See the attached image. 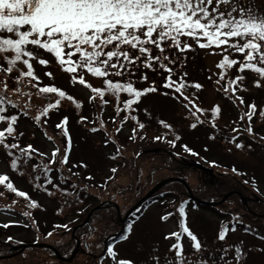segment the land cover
Segmentation results:
<instances>
[{"label":"rangeland","instance_id":"374dc122","mask_svg":"<svg viewBox=\"0 0 264 264\" xmlns=\"http://www.w3.org/2000/svg\"><path fill=\"white\" fill-rule=\"evenodd\" d=\"M259 5L264 0H254ZM192 44V50L182 56L183 66L177 64L176 71L187 72V82L192 84L199 82L203 85V90L198 93L189 87L187 94L198 95L199 106L207 111L204 120L210 121V110L213 106L219 104L222 106L223 115L217 118V134L215 141L209 140L212 135L210 127L198 126L193 130L189 127L192 120L187 112L173 99L167 98L162 94H149L142 98L135 115L138 116L140 123L145 124L144 134L142 132L133 133L134 121L116 125L115 121H104L101 110L106 114L111 110V106L123 99L117 100L111 96L108 100L111 102L104 105V108L98 107V98L90 101L91 90L78 83L75 86L70 85L69 79L57 61H52V56L43 49H36L29 46L30 51L34 52L37 59L43 58L50 63L48 66H41L37 60L30 61L33 64L35 74L39 81H33V84L39 83V86L55 84L61 87L66 93L74 97V102L66 99L62 100V111L50 110V116H41L40 121L36 117L40 116L44 102L51 100L52 96H47V100L36 93L33 101L27 103V115H24L20 108L16 116L18 117L14 127L17 134L15 140L9 138L8 143H17L21 148L32 145L38 153L33 160L43 163L44 166H50L53 169L62 170L63 173L51 185L44 183L47 191L51 195L41 190V181L34 180L31 173V166L22 163L18 169L13 170L10 166V160L5 155V149L0 148V175L9 177L8 183L14 187L26 192L30 200L36 201L40 207L35 208V216H41L46 219L48 225L54 228L46 235L39 227L33 226L28 217L22 215L25 209L17 204L12 192L0 188V229L4 223L15 222L7 230L0 231V264H95L102 251L103 244L108 235H113L121 231L122 225L126 222L131 208L143 198L157 183L167 178H180L185 185L178 181L165 183L158 188L152 196L146 208L132 220L133 229L130 239L114 243L113 247L119 251L122 256L131 257L136 264H151V261L159 257V264H172L174 254L168 249L174 239L165 240V235L171 232H181V241L184 245V256L188 264H200V258L205 257L207 264H213L212 257L220 258L233 251L234 246L243 241L248 247H260V238L252 234L245 233L240 226L232 231L233 222L238 221L242 226L254 228L257 233L264 234V142L253 140L247 133L240 131L236 136V141L243 143L245 147L237 150L229 139L235 134L233 128L244 129L247 121H240L239 117L247 112V104L255 103L258 110L264 105V87L257 88L253 86L255 80L260 79L250 70H245L242 75L245 81L241 87H247V91H241L245 104L243 107H236L229 99L217 90L215 81L219 78L220 70L216 67L222 58L219 54H212V49H200L194 41L188 40ZM189 54V55H188ZM9 57L11 54H8ZM175 55V53H173ZM231 58L241 59V54L231 53ZM1 68L6 69L4 57L0 54ZM4 60V61H3ZM52 61V62H51ZM26 71L22 64L14 66L10 76H19L20 71ZM4 71V70H3ZM5 72V71H4ZM45 72L53 73L55 79L44 75ZM149 82L153 80L157 84L162 83L160 75L150 76ZM7 74V73H6ZM140 73H136L138 76ZM240 74L237 69H232L228 74L226 81ZM89 75L87 74L85 78ZM227 76V75H226ZM211 77V80H209ZM176 77H174L175 79ZM125 79H128L125 76ZM135 81L136 76L131 77ZM27 83L28 80L23 78ZM93 86L101 87L102 79L93 80ZM136 87L143 88L147 85L136 83ZM35 88V87H33ZM191 88V89H190ZM160 89L159 92H163ZM8 93L12 90L8 89ZM40 94V93H39ZM94 95V94H93ZM96 102V103H95ZM81 103L82 108H76L74 105ZM213 103V105H212ZM78 109H81L79 111ZM241 109V110H239ZM16 111V110H14ZM98 111V112H97ZM92 112V113H91ZM91 113V114H90ZM94 113H96L94 115ZM98 113V116H97ZM58 114L62 116H58ZM69 118L67 127L70 130L72 145L68 165L56 163L50 165L51 153L55 148L61 149V155L66 144V140L58 132L55 133V124L62 117ZM81 116L88 117L85 124L78 121ZM164 119L172 125L175 134L182 137V140L173 147L167 140L173 138V132L167 131L159 120ZM238 119V121H236ZM99 120H103L106 125L105 131L91 133V127L99 128ZM111 121V119H109ZM235 120V121H234ZM40 124L41 131L36 127ZM253 131L256 136L264 135V126L259 115H255L252 122ZM7 124L0 121V130L6 128ZM122 126V127H121ZM121 127L122 130L116 133L115 129ZM132 131V133H131ZM22 133L23 135H18ZM133 135L134 139L123 137ZM51 137V139H45ZM164 136V139H155L153 136ZM143 137V139H141ZM107 140V143L105 142ZM187 144L197 155H192L185 151L182 145ZM249 145L251 146L249 148ZM231 148V151L228 149ZM19 152H16L18 155ZM114 155V156H111ZM115 157V159H113ZM15 158V156L13 157ZM195 161L211 168L214 179L231 181L232 169L237 171L240 181L234 179L236 184L235 191L241 195L232 194L227 198L221 197L222 193H214L211 186L205 185L206 174L200 170L192 168L188 162ZM87 164V168L75 167L77 163ZM117 169L115 173L111 169ZM231 171V172H230ZM56 171L51 175L55 176ZM91 176L92 179H86ZM213 179V180H214ZM245 181H248L247 183ZM40 187H38V186ZM60 188L68 191L76 189L81 190V197L77 203L70 202ZM162 192H168L166 195L158 196ZM194 198H198L205 203L199 208L188 202V193ZM70 193V194H69ZM68 195H72L68 192ZM241 196L244 197L243 202ZM86 199V200H85ZM85 200V201H84ZM24 203L25 201H20ZM186 202V203H185ZM183 203L185 206V215L180 217L179 206ZM25 206V205H24ZM83 207V208H82ZM82 208L81 211L77 209ZM92 211L86 220L89 212ZM30 211V209H29ZM171 213L167 221H162L161 216ZM31 215V214H30ZM34 215L31 217L34 219ZM54 216L63 219L65 223L69 222L66 228L54 227ZM225 220L224 222H222ZM73 228L67 230L73 223ZM38 223V220H37ZM181 223L188 227L202 243L203 252L196 253L190 246L186 233H182ZM27 225V226H24ZM62 226V225H61ZM85 227V232L79 237L75 236L77 228ZM222 228H227L225 241L218 240V232ZM5 234L11 235L13 240L3 242ZM40 237L39 244H45L54 247L63 258H70L72 251L76 253L72 256L70 262L58 260L55 254L45 245L27 246L25 248H16L20 243H30ZM5 241V240H4ZM224 249L225 251H222ZM101 264H112L107 257L101 260ZM217 264H232L231 256L228 255L227 261L218 259ZM249 264H264V255L253 252L249 257Z\"/></svg>","mask_w":264,"mask_h":264},{"label":"snow or ice","instance_id":"6c2138e0","mask_svg":"<svg viewBox=\"0 0 264 264\" xmlns=\"http://www.w3.org/2000/svg\"><path fill=\"white\" fill-rule=\"evenodd\" d=\"M188 40L194 41L200 49H212L214 50L212 54L221 55L222 58L216 65L220 72L215 84L217 90L234 106L245 104L243 97L239 95L241 91H247V87H241L246 79L242 75L245 70L252 71L260 78L254 81V87H264V3L257 5L254 0H0V54L8 65L3 70L11 74L14 66L22 64L26 71L21 70L16 78L21 87L23 82L20 78L23 77L31 86L37 87L39 93L56 97L55 101L48 103L40 116L35 118L36 121H40L41 116H47L49 109L58 111L62 100L74 102V97L55 84L39 86V83H32L38 82L39 77L36 76L30 61L37 60L41 66H48L50 62L43 58L37 59L34 52L28 50L29 46L51 54L62 71L69 74L70 85L75 86L78 83L89 88L94 94L91 97L93 101L98 97L107 105L108 101L103 99L106 94L113 95L117 100L121 94H127L128 98L122 102L123 107L115 109L117 115L124 110L130 113L135 111L142 98L149 94H157L161 88L164 89L161 94L177 102L194 121L190 122L189 127L195 130L198 126L203 127L207 124L213 133L208 139L215 141L217 117L223 115L222 106L219 104L213 106L210 121L202 120L201 114H204L205 110L198 106L200 103L198 95L185 93L189 87L198 93L203 90V85L199 82L189 84L186 79L187 72L174 70L177 64L183 66L181 54L192 50V44L188 43ZM233 52L241 54V59L231 58ZM234 68L240 74L230 78L227 84H222L227 70ZM149 72L160 75L162 83L157 84L155 80L149 82ZM136 73L140 74L137 76ZM87 74L101 78L103 85L96 87L88 83L85 79ZM44 75L55 79L51 72H45ZM125 76L128 79H125ZM133 76H136L135 81L131 79ZM141 82L147 86L143 88L135 86ZM7 90V82H4L3 91ZM15 91L19 94L20 89L17 88ZM6 105L13 109L17 107L6 96L0 95V121L7 124L6 128L0 130V148L5 149L10 166L15 170L21 163H26L37 154H43L38 153L32 145L21 148L15 142H7L9 138L15 140L17 134L14 125L18 117L8 116ZM75 106L82 108L81 103H76ZM23 107L25 108L23 114L27 115V106ZM247 109V112L239 117L241 121L248 122L247 126L242 130L233 128V132L243 131L253 140L264 142V135L256 136L251 124L257 114L264 120V110H258L254 102L247 104ZM128 120L137 121L141 130L145 128V124L140 123L135 114L124 116L122 123ZM87 121L88 117L81 116L78 122L85 124ZM98 123L99 128L91 127V133L106 132L104 121L99 120ZM158 123L166 132H173V138L167 140L169 144L176 146L182 140L166 120L161 119ZM68 124L69 118L64 116L61 123L56 125V128L61 130L66 144L62 155L60 148L52 151L50 165L59 163L63 166L69 163L72 140ZM121 130V127L115 129L116 133ZM135 132L134 128L133 133ZM161 138L155 137L157 140ZM229 139L237 150L245 147L243 143L235 142L237 139L235 135ZM105 142L107 143V140ZM182 147L192 155H197L187 144ZM228 150L231 151V148ZM75 167L87 168V164L78 162ZM52 170L50 166L44 168L45 173ZM232 170L237 171L235 168ZM116 171L115 168L111 169L113 173ZM33 179L38 180L39 177ZM86 179L91 180L92 177ZM7 181H9L7 175H0V185ZM45 183L51 185L53 182L46 178ZM7 188L18 197L30 200L26 192L18 191L12 183H7ZM48 194L51 195L50 192ZM28 206L40 207L34 200ZM22 215L28 217L35 226L36 221L29 212H23ZM170 215L171 213H167L161 216V220L167 221ZM179 215L180 217L185 215L183 203L179 206ZM14 223H4L2 227L7 229ZM180 228L182 233H186L194 252L202 253L203 246L198 236L183 223ZM132 229L133 225H128V235H122V241L130 239ZM235 230L233 226L232 231ZM227 231V228L219 230V241H225ZM7 239L11 241L12 237ZM164 239L175 240L168 249L174 254L172 264H188L183 254L181 232H171L165 235ZM260 242L261 246L258 248L255 246L250 248L243 241L235 245L233 251L228 252L232 264H249V257L253 252L264 255V234H260ZM106 251L112 264H136L131 257L122 256L113 246H107ZM228 255L212 257L213 264H217L218 259L227 261ZM207 259L201 257L200 264H207ZM151 264H159V257L152 260ZM165 264H168L167 260Z\"/></svg>","mask_w":264,"mask_h":264},{"label":"trees","instance_id":"16d2710c","mask_svg":"<svg viewBox=\"0 0 264 264\" xmlns=\"http://www.w3.org/2000/svg\"><path fill=\"white\" fill-rule=\"evenodd\" d=\"M4 63H5V65H6V62L4 61ZM7 67H8V65H6ZM17 77H12V76H10L9 74H6V72H4L3 71V69L0 67V95H4V96H6L8 99H10L11 101H12V103L14 104V105H16L17 107L15 108V109H13L10 105H6V110H7V114H8V116H11V115H16L17 113H18V109L20 108L22 111H20L19 113H24V111H25V108L23 107V106H27V103L29 102H31V101H33V99H34V95L36 94V93H38V95H41L42 97H44V99L45 100H47V94H42V93H40L39 94V91H38V88H33V86L31 87V86H29V85H27L26 83H23V86L21 87V85H20V83H18L17 82V79H16ZM24 81V80H23ZM4 82H7V85H8V89H10V90H12V95H11V93H8L7 91L6 92H4L3 91V83ZM17 88H19L20 89V91H19V94H17V92L15 91ZM49 96H52V95H49ZM53 98L51 99V100H53V101H55V99H56V97L55 96H52ZM48 103H50V100L49 101H47V102H44V107H46L47 106V104ZM122 108V107H121ZM14 110H16V111H14ZM50 110H53V109H49V113H48V115L47 116H50V114H51V111ZM26 111H28V107H26ZM42 111H43V107H42ZM121 113H122V111H121ZM120 113V114H121ZM262 122H263V124H264V120H262ZM36 127L37 128H42L43 129V127L40 125V124H36ZM41 130V129H40ZM56 132L55 133H59L60 135L62 134V132H61V130L60 129H58V128H56V130H55ZM137 132H141V131H137ZM142 134H145L144 132H142ZM159 136V135H158ZM132 137H134V136H132ZM157 137V136H156ZM154 138V137H153ZM132 139V138H131ZM134 139V138H133ZM153 140H155V139H153ZM24 164H27V165H29V166H31V173H33V177H34V175H38L39 176V178H42V179H44V181H45V179L47 178V179H50V180H52V178H50V176H49V173H45L44 172V169L43 168H41V166H40V164L38 163V162H34L32 159H30V160H28L26 163H24ZM231 172V171H230ZM35 173V174H34ZM65 173V172H64ZM232 173V179H231V181H229V180H224V179H220L219 181L217 180V178H213V179H211L207 174H206V179H205V181H204V184L205 185H208V186H211L212 188H213V191H214V193H222V195H221V197H223L227 192H229V191H235L234 189H235V187H236V184L234 183V182H232V181H234V179H238L239 181H240V178L238 177V174L237 173H234V172H231ZM63 173L60 171L59 173H58V175H59V177L62 175ZM32 177V178H33ZM181 183V182H180ZM37 186V185H36ZM0 188H3V185H0ZM6 188V189H5ZM4 189L5 190H7V191H10V192H12L11 190H9L7 187H5ZM41 190H44L45 192H46V194H48L49 193V191H47V189L46 188H41ZM59 190H61L67 197H69V201L70 202H74V203H77L78 201H79V199H83L82 197H81V194H82V192H81V190L80 191H78V190H76V189H72L71 191H68L67 189H65V188H60ZM68 192H71V196L70 195H68ZM168 192H162V193H160V194H158V196L160 195V196H163V195H166ZM12 194H13V196L15 197V200L17 201V204L18 205H20L21 206V208L22 209H25L23 212H29L31 215H34L35 216V213H37V211H35V208H30L28 205H29V203L31 202V200H26L25 198H21V197H18L17 195H15V193H13L12 192ZM70 194V193H69ZM49 195V194H48ZM79 198V199H78ZM153 198H155V197H153ZM191 203L193 202V203H195V204H197V205H201V204H199V203H196L195 201H192V200H190L189 199V197L187 198ZM25 201L24 203H21L20 201ZM86 200V199H85ZM84 200V201H85ZM25 205V206H24ZM143 206H144V204L140 207V208H138L137 209V211L138 212H141L142 211V209H143ZM83 208V207H82ZM82 208H80V209H77L78 211H81L82 210ZM29 209H30V211H29ZM38 209V208H37ZM136 211V212H137ZM129 219H130V216L127 218V220H126V224H128V222H129ZM34 220L36 221V224H35V226L36 227H39L40 228V230H42V232H44V233H46L44 236H48L49 234L47 233V232H49V231H51V230H53L54 228H52V226H48V225H45V226H43L42 225V223L44 222V223H47L46 222V219H44V217H42L41 216V219H39V216H37V214H36V216H35V218H34ZM37 220H38V223H37ZM52 221H56L55 222V224H57V225H62V226H64V225H68L69 224V222H67V223H65V221H63V219H60L58 216H54V220H52ZM75 222H73V223H71L70 224V227H68V229L67 230H70L71 228H73V224H74ZM126 226V225H125ZM242 226V225H241ZM54 227H56V226H54ZM64 228V227H63ZM84 228L85 227H81V228H77L76 229V231H75V236L76 237H79V235L81 236L84 232H85V230H84ZM126 228V227H125ZM124 228V229H125ZM242 228H244V229H246V228H249V226H242ZM124 229H122L119 233H116V234H113V235H108V238L106 239V242L103 244V248H102V251H101V253H100V255H99V258L97 259V261H95V264H101V260L107 255V251H106V249H107V246H111L112 245V243L114 242V241H116V240H120L121 239V236L123 235V233H124ZM249 229H251L249 232H252V233H255V234H258L259 236H260V234L259 233H257L255 230H253L252 228H249ZM4 230H7V234H8V232H9V228H7V229H5V228H2V229H0V231H4ZM7 234H5V235H7ZM38 236V235H37ZM6 238H8V236H6ZM39 236H38V238H37V241L39 240ZM7 240V239H6ZM4 241L3 240V242H10L9 240H7V241Z\"/></svg>","mask_w":264,"mask_h":264},{"label":"water","instance_id":"95a60500","mask_svg":"<svg viewBox=\"0 0 264 264\" xmlns=\"http://www.w3.org/2000/svg\"><path fill=\"white\" fill-rule=\"evenodd\" d=\"M190 166H194L197 167L198 169L202 170V171H206L210 173V170L208 168H206L205 166L198 164V163H190ZM175 178H167L164 179L162 181H160L159 183H157L143 198H141V200H139L131 209H134L138 204H140L145 198H147L148 196H150L152 193H154L158 188H160L163 184L174 180ZM230 193L226 194L225 197L229 196ZM93 210H91L86 218V220L88 219V217L90 216V214L92 213ZM41 245H45V244H39V243H31V244H22L21 248H25L27 246H41ZM46 247L51 248L52 250H54L52 247H50L49 245H45ZM55 254L57 255V258L59 260H63V261H67L69 262L72 259V256L76 253V250L73 251L72 255L70 258H63L62 256L58 255V253L54 250Z\"/></svg>","mask_w":264,"mask_h":264}]
</instances>
